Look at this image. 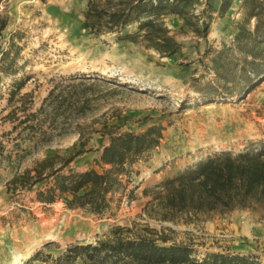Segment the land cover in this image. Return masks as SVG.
Masks as SVG:
<instances>
[{
  "label": "rangeland",
  "instance_id": "1",
  "mask_svg": "<svg viewBox=\"0 0 264 264\" xmlns=\"http://www.w3.org/2000/svg\"><path fill=\"white\" fill-rule=\"evenodd\" d=\"M86 4L0 0V15L7 18L0 30V264H12L17 256L24 264L38 250L54 258L71 242H94L110 226L133 222L165 228L172 241L190 244L196 256L231 251L254 254L264 264V210L256 205L188 222L160 221L147 213L150 189L165 178L209 153L238 152L251 140H264V73L229 96L235 85L222 87L209 69L210 50L231 41L241 13L234 8L220 17L212 15L204 37L190 28L181 30L177 15L166 16L183 49L160 57L141 43H118L113 32L91 33L82 24ZM6 50L15 57L9 68L3 59ZM21 79L24 84L9 104L12 82ZM207 83L218 93L203 97L214 92L204 87ZM51 89L54 93L44 106L48 110L37 112L41 119L65 100L52 128L46 123L51 140L33 146L25 133L17 134L21 127L10 133L12 121L6 114L20 107L17 116L22 119L39 111ZM152 124L164 126L160 146L134 165L137 174L128 185L132 200L123 196L105 215L69 208L60 199L49 204L36 200L44 183L18 190L9 184L15 173L49 155L74 154L68 167L99 169L94 158L110 136L140 132ZM41 259L31 264H48Z\"/></svg>",
  "mask_w": 264,
  "mask_h": 264
},
{
  "label": "trees",
  "instance_id": "2",
  "mask_svg": "<svg viewBox=\"0 0 264 264\" xmlns=\"http://www.w3.org/2000/svg\"><path fill=\"white\" fill-rule=\"evenodd\" d=\"M195 1L87 0L82 24L91 33L113 32L118 43H141L160 57H170L183 48L166 25V16L177 15L182 20L181 30L190 28L204 37L209 32L212 15L223 16L234 0H207L202 23L191 11ZM237 10L242 16L235 21L231 41L222 43L220 49L210 50L209 59V69L215 79L222 82L221 86L235 85L227 91L229 96L236 95L242 84L251 83L264 73V0H242ZM6 24V16L0 15V30ZM132 24L135 25L133 31L128 29ZM3 55L7 61L5 68L12 67L14 55L7 50ZM23 84L22 79L12 82L9 104ZM204 87H210L214 92L208 91L203 97L217 91L210 83ZM53 93L51 89L44 97L39 111L28 113L22 119L17 116V108L20 107L11 109L6 114L12 121L9 132H17L21 127L17 134L25 133V139L34 141L33 146L49 142L52 138L49 127L56 123L58 109L63 107L60 104L65 100L41 119L37 118V112L45 109ZM163 131V125L152 124L140 132L128 131L110 136L94 158L99 169L75 170L68 167L74 154L67 158L55 154L38 160L33 167L21 173H15L9 184L18 190L44 183V187L36 191V200L49 204L60 199L69 208L105 215L114 203L119 205L123 196L132 200L133 189H128V185L132 176L137 174L134 165L160 146ZM19 145L17 142L16 146ZM150 192L153 198L147 204V213L160 221H176L178 218L185 222L207 220L215 213L253 205L264 210V140H251L238 152L221 150L209 153L165 178ZM164 229L136 222L131 226L116 224L94 242H71L63 253L54 258L38 250L24 264H31L40 257L48 264H77L79 259L81 264H260L256 255L239 252L213 251L196 256L190 244H177Z\"/></svg>",
  "mask_w": 264,
  "mask_h": 264
},
{
  "label": "built area",
  "instance_id": "3",
  "mask_svg": "<svg viewBox=\"0 0 264 264\" xmlns=\"http://www.w3.org/2000/svg\"><path fill=\"white\" fill-rule=\"evenodd\" d=\"M207 6V0H196L195 3L192 5L191 11L198 17L199 23L204 21V17L202 15L203 10H205Z\"/></svg>",
  "mask_w": 264,
  "mask_h": 264
},
{
  "label": "crops",
  "instance_id": "4",
  "mask_svg": "<svg viewBox=\"0 0 264 264\" xmlns=\"http://www.w3.org/2000/svg\"><path fill=\"white\" fill-rule=\"evenodd\" d=\"M241 1H242V0H234L232 6H231L230 9H229V11L232 10V9H234V8H237V9H238V7H239ZM234 5H235V6H234Z\"/></svg>",
  "mask_w": 264,
  "mask_h": 264
},
{
  "label": "bare ground",
  "instance_id": "5",
  "mask_svg": "<svg viewBox=\"0 0 264 264\" xmlns=\"http://www.w3.org/2000/svg\"><path fill=\"white\" fill-rule=\"evenodd\" d=\"M22 263V258L17 256L16 258H14L12 264H21Z\"/></svg>",
  "mask_w": 264,
  "mask_h": 264
}]
</instances>
